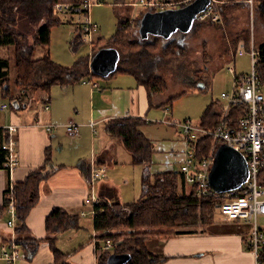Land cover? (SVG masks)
Here are the masks:
<instances>
[{
    "label": "trees",
    "instance_id": "16d2710c",
    "mask_svg": "<svg viewBox=\"0 0 264 264\" xmlns=\"http://www.w3.org/2000/svg\"><path fill=\"white\" fill-rule=\"evenodd\" d=\"M57 2L59 0H0V47L12 48L15 61L13 63L15 72L13 84L14 87L20 88V94L16 95L15 88L10 84L12 81L10 59L0 56L1 92L5 97L11 96L10 105L12 108H25L32 101H39L44 106L49 105L47 102L51 98L52 86L69 87L85 79L91 80L90 78L95 76L102 77L92 71L90 63L99 49L109 46L115 47L120 53L119 65L110 75L118 72L135 75L142 84L146 85L149 98L155 94H162L168 89L164 76L158 74L156 68L146 61L156 59V64L160 65L158 64V59L162 58L160 54L168 57L175 56L177 54L174 55L176 53L174 50L181 44L174 40L161 43L160 37H164L153 34L142 38L139 33L142 16L138 21L134 19L121 20L116 32L111 37L97 39L84 34L82 22L79 19L80 26L73 36L72 48L76 50L84 41L90 40L91 52L78 56L73 64L65 65L57 62L50 54L53 27L63 23L62 16L66 12L80 16L85 12L79 6V1H75L71 3L68 11L56 14L54 5ZM167 3H171V7L176 8L186 5L189 0L164 1V4ZM223 6L216 3V9L222 13L230 7L226 5L224 8ZM165 8L166 6H164ZM150 10H157V8ZM195 22L196 25L201 23L197 19ZM213 22L217 23L218 21ZM132 36L136 38L133 39ZM151 37L153 40H150ZM101 41H109V44L101 45ZM38 46L44 50L41 56H36ZM158 47H160L161 53L156 52ZM257 51L258 57L255 66L264 84V45L260 46ZM152 55L155 57L151 58ZM11 61L13 60L11 59ZM198 75L195 71L192 85L196 84ZM202 79L207 82V75ZM180 95L181 93L169 99L167 105ZM14 101L19 104L18 108L15 107ZM6 104V108L0 106V109H8V103ZM215 106V102L209 103L200 117V122L197 123L208 128L215 127L220 120V104L218 109ZM44 109L49 108L44 107ZM240 109V106L231 107L230 115H237ZM38 118L41 119V116L39 115L35 119ZM144 123L142 117L127 116L112 119L106 125L107 133L113 141L116 140L123 144L131 154L132 162L135 165L143 166L144 187L137 201L123 203L117 187L109 183H102L99 186V180L96 182L92 180L94 166H103L113 161V143H110L104 151L96 156L93 166L90 161L80 163V169L89 184L97 186L99 203L94 208L95 229L100 234V240L104 242L111 239L114 242V247L111 250L103 251L98 264H107V257L113 252L129 253L130 259L125 264H158L164 260V257L149 249L147 245L149 237L156 234L179 233L185 227L208 228L213 225L215 220L216 200L208 196L200 197L196 192L195 184L191 185L190 190H187L188 183L181 170L172 169L152 174V147L149 138L142 130ZM7 138V133L0 127L1 168L7 159V151L2 148V143ZM197 142L198 159L207 156L212 146L216 144L214 137L209 135L202 136ZM221 144L218 143L217 148ZM50 153V150H47L45 163L31 170L24 180L8 183L4 191L3 204L0 206V210L7 213L11 201L16 205L15 233L13 237L7 238V247L8 245L11 247L14 243L21 245L28 259L37 253L42 240L31 233L26 224V218L30 210L39 202L42 182L47 181L59 168L53 166ZM10 186H13V189ZM78 226V216L64 208L54 207L46 217L47 236L45 240L49 243L54 255L52 264H70L69 256L60 251L56 245L57 235ZM126 229L129 231H125ZM118 239L123 240L117 241ZM246 247L249 248L247 244ZM261 261L264 264V252Z\"/></svg>",
    "mask_w": 264,
    "mask_h": 264
},
{
    "label": "crops",
    "instance_id": "0c3cea01",
    "mask_svg": "<svg viewBox=\"0 0 264 264\" xmlns=\"http://www.w3.org/2000/svg\"><path fill=\"white\" fill-rule=\"evenodd\" d=\"M59 1L70 4L79 1V6L81 2V0ZM150 1L153 3L166 0ZM262 3L264 4V1L260 0V7ZM151 8L159 10L162 6H146L140 3V0H91L89 16L91 21L98 25L94 38L111 37L121 20L138 21L143 13ZM260 9H264V6ZM62 19V24L53 27L50 42L51 44L56 39L60 48L54 56L50 46V54L57 62L69 65L76 59L68 46L80 26V15L66 12ZM113 29V34L107 37L108 32ZM3 48L9 47H0V56L3 55L1 54L4 52ZM43 53L44 50L40 47L36 55L41 56ZM64 55L68 57V60H61ZM204 71L202 75H198L196 83L206 76ZM90 79L69 87L52 86L51 98L47 102L49 109H44V104L39 101H32L28 105L35 108L31 110V113L28 114L23 110L24 108L12 109L11 113H8L9 122L16 123L20 127L16 146L19 164L12 172L0 167V206L3 204L4 191L8 183L20 182L31 170L42 166L46 161L47 150L51 152L53 166L59 167L47 181L42 182L39 202L30 210L26 218V224L31 233L42 242L31 259H28L23 248L19 247L22 258L16 264L53 263L54 255L45 238L47 236L46 217L54 207L64 208L76 214L79 222L77 228L57 235L58 249L69 256L70 264H98L103 253L104 242L100 240V234L95 229L92 208L84 203L88 194L97 193V186L89 184L80 169V163L90 161L93 166L96 156L113 143V161L103 165L107 177L100 180L99 186L107 182L117 187L123 203L137 201L144 187L143 166L137 165L142 168V171L140 175L135 173L132 185L134 195L124 196L122 184L129 182L130 179L129 175L124 174L122 170L133 164L132 156L123 144L113 141L107 133L108 121L127 116L142 117L145 128L156 127L160 132L154 138L149 133L146 135L152 147V174L172 169L180 170L187 144L179 128L170 123L178 119L172 118L171 110L166 111V107L170 105H167L169 99L186 92L188 87H185L183 83V90L173 94L168 86L170 96L162 93L149 98L146 85L130 73L118 72L100 78L99 81L95 80V77ZM37 105L41 108L35 112ZM38 115L43 118V122L59 126L52 132H46L32 125V121ZM69 119L79 123L80 131L77 136H70L62 126ZM90 121L97 122L95 133L89 125ZM9 122L6 125L10 124ZM3 126L5 124H0V127ZM125 152H128L129 156ZM121 176L126 177L123 183L119 180ZM190 187L191 185H186L187 190H190ZM82 210H86L84 215L81 214ZM8 218L9 215L0 210V252L10 248L9 245L7 247V238L13 237L15 233V229L7 225ZM258 224L264 232V215L260 222L258 218ZM250 229V224L242 220L226 221L218 215L215 216L213 225L208 228L190 227L180 230L182 232L179 233L156 234L147 239V245L153 253L164 257V260L158 264H256L254 253L246 247ZM0 264H7V261L0 258Z\"/></svg>",
    "mask_w": 264,
    "mask_h": 264
},
{
    "label": "built area",
    "instance_id": "2783aa9c",
    "mask_svg": "<svg viewBox=\"0 0 264 264\" xmlns=\"http://www.w3.org/2000/svg\"><path fill=\"white\" fill-rule=\"evenodd\" d=\"M188 1V0H187ZM192 0H189L191 2ZM252 3L253 0H248ZM146 6L161 7L164 9L171 7V3L153 2L150 0H140ZM70 3L59 1L54 5V12L62 14L69 10ZM80 6L85 12L80 16L82 28L86 36H92L98 28V25L91 21L89 11L91 0H81ZM196 19L198 21H219L221 12L215 8V0L200 11ZM253 68L247 75L236 74L234 76V86L231 91H223L221 96L224 102L220 103V120L213 128L202 126L194 122L191 118L183 120H172L170 123L176 125L183 134L187 148L185 157L182 161L180 170L186 177V182L190 185H196V192L200 197H212L217 202L216 211L224 220L235 221L242 220L250 224V234L247 241L248 249L254 253L256 264H263L261 259L264 252V232L258 224V218L264 215V84L260 79L259 72L256 69V56L258 49L252 43L250 46ZM246 48L245 43H239L237 52H243ZM236 52V53H237ZM229 70L234 72L233 66ZM240 106L239 113L235 116L230 115L231 107ZM6 108L7 104L1 105ZM49 108V105L45 106ZM170 107H166L169 111ZM97 122L90 121L89 125L95 133ZM32 125L46 131L52 132L59 125L54 123H44L41 119L32 121ZM62 126L67 133L74 137L79 134L80 126L73 119H69ZM19 125L10 123L2 127L7 133L8 138L2 143V148L7 151V159L3 163V168L12 172L19 164L17 152ZM213 136L216 144L211 148L207 156L202 159L197 158V141L202 136ZM227 144L242 152L247 160L249 167L248 179L238 188L219 192L214 190L209 183V173L212 169L217 151V144ZM107 174L104 166H94L92 170V180L94 182L105 179ZM13 189V186H10ZM86 206L92 208L94 213L95 205L99 203L97 193L91 192L84 200ZM86 210H82L84 215ZM7 225L15 228L17 221L16 205L11 201L7 208ZM22 246L14 243L9 249L0 252V258L5 259L7 264H16L22 258L20 249ZM114 242L111 239L104 241L102 251L111 250Z\"/></svg>",
    "mask_w": 264,
    "mask_h": 264
},
{
    "label": "rangeland",
    "instance_id": "374dc122",
    "mask_svg": "<svg viewBox=\"0 0 264 264\" xmlns=\"http://www.w3.org/2000/svg\"><path fill=\"white\" fill-rule=\"evenodd\" d=\"M259 1L260 0H253L252 3H249L248 0H215V8L216 3L220 6H230L229 8H226L223 13L221 12L220 21L217 23L213 21L201 22L197 25L195 22L188 32L176 31L169 38L160 37L161 43L174 40L181 44L174 50L176 52L174 55H177L168 57L160 54V56H162V58L158 59V64L160 65L156 64V59L153 61L147 60L146 62L155 67L158 74L164 76L166 83L172 90L173 94L181 92L184 88L182 85L184 84L185 87H188L186 92L174 99L169 105L173 114L172 118L178 120L191 118L194 122H200V117L209 103L215 102V107L218 109V105L224 102L221 93L233 89L234 76L236 74L247 75L251 72L253 63L249 46L253 43L258 49L260 46L264 45V9H260ZM113 32L114 29L108 32L107 37L113 34ZM93 33L95 34L96 31ZM92 37L94 36L92 35ZM132 38L135 39L136 37L132 36ZM72 39L68 48L76 59L78 56L91 52L90 40L84 41L83 44L74 50L72 48ZM150 40H153V38L151 37ZM242 41H244L246 48L243 52H237L239 43ZM100 44H109V41H101ZM50 46L52 47L53 55L56 56L55 52L60 48L59 42L54 39ZM39 48V46L36 48V54L38 53ZM159 48L160 47L155 51L161 53ZM2 51H4L1 53L3 54L2 56L10 59V64L12 66L10 76L13 81H11L10 84L14 87L15 72L13 69V63L15 61L12 48H3ZM150 57L153 58L155 56L152 55ZM257 57L258 54L256 60ZM11 59L13 61H11ZM61 60H68V57L64 55L61 57ZM73 62H75V59ZM231 66L234 67V72L229 70V67ZM207 67L208 69H204ZM195 71H197L199 75H202V71H204L205 75H207L208 81L205 82L202 80L198 81L195 85H192L191 82L194 80ZM100 78L105 77L95 76V80L97 81H99ZM14 88L15 93L19 95L20 88ZM1 91L2 89L0 87V104L6 102L8 103L9 108L6 110L0 109V124L6 125V123L9 122L8 113H11L10 110H14V108L10 105L11 96L5 97L2 95ZM169 92V89H167L163 94L166 93L170 96ZM40 108V105H37L38 110L36 109L35 112L39 111ZM34 109V107L28 106L23 110L29 114L31 113V110ZM41 119L43 120V118ZM142 130L146 135L149 133L152 138L157 137L160 133L156 127L145 128L143 126ZM125 153L128 155V152ZM133 164H130V167L127 166L122 170L124 174L129 175L128 178L130 179L129 182L122 184L124 196L134 195L132 185L134 183L135 173L140 175L142 171L140 166ZM119 178L121 183L126 179V177L123 176ZM218 215L219 214L216 213V217ZM261 218L262 216L259 217V222L261 221ZM193 228L200 229L201 227ZM127 230L128 229L125 231ZM122 240L123 239H118L117 241Z\"/></svg>",
    "mask_w": 264,
    "mask_h": 264
},
{
    "label": "water",
    "instance_id": "95a60500",
    "mask_svg": "<svg viewBox=\"0 0 264 264\" xmlns=\"http://www.w3.org/2000/svg\"><path fill=\"white\" fill-rule=\"evenodd\" d=\"M211 0H192L184 6L143 13L139 33L142 38L149 34L169 38L174 32H188L196 21L197 14L204 10ZM120 53L113 47H103L92 57L90 66L94 73L108 77L119 63ZM15 107L19 104L14 101ZM249 177V167L244 154L222 143L216 151L214 164L209 173L210 186L219 192H225L241 186ZM130 259L129 253H110L107 264H125Z\"/></svg>",
    "mask_w": 264,
    "mask_h": 264
},
{
    "label": "flooded vegetation",
    "instance_id": "af4514ba",
    "mask_svg": "<svg viewBox=\"0 0 264 264\" xmlns=\"http://www.w3.org/2000/svg\"><path fill=\"white\" fill-rule=\"evenodd\" d=\"M264 1V0H263ZM264 6V4L262 3V5H261V7H263Z\"/></svg>",
    "mask_w": 264,
    "mask_h": 264
}]
</instances>
